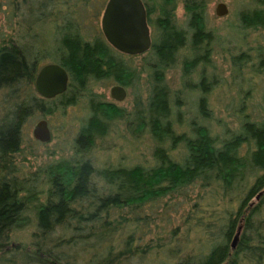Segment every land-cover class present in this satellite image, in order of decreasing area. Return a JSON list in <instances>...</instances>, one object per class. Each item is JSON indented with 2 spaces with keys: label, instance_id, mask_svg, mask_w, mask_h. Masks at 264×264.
Wrapping results in <instances>:
<instances>
[{
  "label": "rangeland",
  "instance_id": "1",
  "mask_svg": "<svg viewBox=\"0 0 264 264\" xmlns=\"http://www.w3.org/2000/svg\"><path fill=\"white\" fill-rule=\"evenodd\" d=\"M107 2L0 0V196L7 202L0 264H46L35 252L40 231L60 245L53 248L58 264H221L211 250L228 239L232 248L235 234L227 236L226 225L245 201L255 203L246 194L264 170L242 164L234 175L209 173V183L202 181L181 142L182 133L192 134L188 124L199 116L202 95L184 82L215 81L207 96L211 117L197 119L220 144H235L244 124L263 119L264 27L245 21L264 17V0H191L192 12L177 1L163 41L201 30L216 40L208 56H193L189 45L170 60L116 51L101 28ZM219 4L226 15H217ZM76 58L87 67L75 70ZM49 63L70 74L67 91L53 99L33 84ZM115 87L126 91L121 102L112 98ZM40 122L48 125V142L34 137ZM248 148L242 142V158ZM229 183L234 191L227 192ZM19 202L25 207L17 209ZM43 204L59 224L42 222Z\"/></svg>",
  "mask_w": 264,
  "mask_h": 264
},
{
  "label": "trees",
  "instance_id": "2",
  "mask_svg": "<svg viewBox=\"0 0 264 264\" xmlns=\"http://www.w3.org/2000/svg\"><path fill=\"white\" fill-rule=\"evenodd\" d=\"M152 1H154V4L151 3ZM177 1H182L184 3V8L187 12L196 10V8L192 6L191 0H149V2L145 0V5L150 15V24L154 29L153 46L150 52L156 54L158 57L170 60L173 56L177 55L180 49L190 45L193 56H208L210 51L209 46L216 40V36L213 32L207 33L201 30L199 32L180 33V35L174 36L173 39L169 41L167 39L163 41V38L160 37L163 35L164 26L171 21V18L176 12L178 7ZM202 8L203 7H201V10ZM155 13L158 14V17L152 19ZM245 23L248 28L264 27V17L259 21L250 19L245 21ZM158 36L160 38L159 40ZM12 50L17 56H23L17 48L13 47ZM75 53L76 52H74V54ZM85 59L87 62L88 60L93 61L92 55L89 54L85 56ZM77 60L81 62L78 63ZM74 61L77 62H74L75 70L80 67H87V65L84 64L85 60L82 58H76ZM157 68H160V66L157 65ZM157 72L158 70L155 68V77H157ZM215 85V81L208 80L206 76H202L197 84H193L189 80L184 82L185 90H199L202 96L199 100V116L196 114L193 122L188 124L189 127L192 128V134L182 133L181 142H183L186 149V161L192 164L195 171H202L201 179L203 182H206V184L209 183L212 176L209 173H219L222 177H229L230 175H234L232 172L236 170L237 165L245 164L247 166L248 163H250L256 166L257 169L264 170V117L261 121H256V125L253 127L248 126V123L247 125L244 124L242 137H236L235 140L237 141L235 144L225 145L224 142L220 144V142L218 143L210 134L207 135L205 133L200 123L208 121L211 117L207 96ZM262 102L264 107V94ZM182 103L183 99H181V97H178L174 102V106L177 107L178 121L177 124H175L177 128L183 127L184 123L186 124L182 119L184 115L183 111H181L183 107ZM198 117L201 119V122L197 119ZM242 142L249 145L245 158H242L239 154L240 152L237 151ZM258 179H256L257 186L254 185L255 181L250 187H248L249 185L247 186L248 191L246 196L248 195L247 198L249 200L254 198L256 200V197L262 193L259 200H256L255 203L252 201H245L239 212V217L226 225L227 236L231 235V237L234 234L236 236L239 228H242L236 248L233 249L229 246L228 239L226 245L215 246L211 250L212 255L221 260V264H264V189L259 191V186H261V188L264 187V175L260 178V183ZM84 180L85 179H82L81 189L84 185ZM138 184L137 181L135 185ZM226 190L227 192L234 191L233 184L229 183ZM244 192H246V190ZM244 192L242 194H244ZM243 200L244 198L242 201ZM6 203L4 197L2 198V196H0V218H2L3 215L1 213L4 211L2 207H4L3 205ZM21 203L22 202L16 204L17 209L25 207L23 204L21 205ZM50 207V204L39 205L37 207V214L40 215L43 223L49 221L51 226H56L59 224V219L56 215L51 213ZM58 209L59 208H56V211ZM4 216L6 217V215ZM200 221L201 220H199L198 223H200ZM2 222L3 220L0 219V228L3 225ZM200 225H203L207 230L214 228V225H210L209 222L202 221ZM13 230L14 229L11 230V233ZM49 234L50 232L42 233L41 231L40 234H34V238L37 239V245L39 247L35 251L36 256L46 264H58L57 260L53 257V248H58L60 245L54 242L49 237Z\"/></svg>",
  "mask_w": 264,
  "mask_h": 264
},
{
  "label": "water",
  "instance_id": "3",
  "mask_svg": "<svg viewBox=\"0 0 264 264\" xmlns=\"http://www.w3.org/2000/svg\"><path fill=\"white\" fill-rule=\"evenodd\" d=\"M226 14V5L219 4L217 15ZM101 28L107 42L121 54L139 56L152 49L153 33L148 22L145 0H108ZM68 82L69 75L65 68L58 64L46 65L37 77V93L45 99L56 98L67 91ZM111 93L116 101L121 102L126 98V91L122 87L113 88ZM50 134L46 122H40L34 130L35 139L42 142H48ZM261 194L256 200H259ZM241 230L240 227L234 237L233 249L237 246Z\"/></svg>",
  "mask_w": 264,
  "mask_h": 264
},
{
  "label": "flooded vegetation",
  "instance_id": "4",
  "mask_svg": "<svg viewBox=\"0 0 264 264\" xmlns=\"http://www.w3.org/2000/svg\"><path fill=\"white\" fill-rule=\"evenodd\" d=\"M145 6H146V5H145ZM146 10H147V8H146ZM147 13H148V11H147ZM148 22H149V24H150V15H149V14H148ZM150 26H151V24H150ZM150 51H151V50H150ZM150 51H149V52H150ZM49 64H58V63H49ZM49 64H46V65H49ZM46 65H44V66H46ZM58 65H59V64H58ZM44 66H43V67H44ZM43 67H42V68H43ZM62 67H63V66H62ZM42 68H41V69H42ZM63 68H64V67H63ZM41 69H40V70H41ZM65 69H66V68H65ZM40 70H39V72H40ZM66 71L68 72V69H66ZM39 72H38V73H39ZM38 75H39V74H38ZM38 75H37V77H38ZM68 75H70L69 72H68ZM37 77H36V79H35V81H34V83H33V84H34V87H35L34 90L36 91V93H37V88H36ZM37 94H38V93H37ZM50 135H51V134H50Z\"/></svg>",
  "mask_w": 264,
  "mask_h": 264
}]
</instances>
